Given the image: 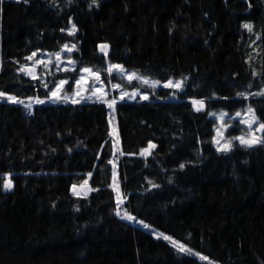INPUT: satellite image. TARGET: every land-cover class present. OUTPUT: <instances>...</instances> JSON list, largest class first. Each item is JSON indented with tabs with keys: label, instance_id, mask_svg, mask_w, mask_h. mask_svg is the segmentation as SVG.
<instances>
[{
	"label": "trees",
	"instance_id": "16d2710c",
	"mask_svg": "<svg viewBox=\"0 0 264 264\" xmlns=\"http://www.w3.org/2000/svg\"><path fill=\"white\" fill-rule=\"evenodd\" d=\"M71 41L78 65L184 88L117 101L113 122L105 102L45 100L54 78L21 68ZM263 86L264 0H0V92L42 101L0 99V264H212L117 215L114 156L128 213L215 264H264V143L218 151L210 117L264 124Z\"/></svg>",
	"mask_w": 264,
	"mask_h": 264
},
{
	"label": "rangeland",
	"instance_id": "374dc122",
	"mask_svg": "<svg viewBox=\"0 0 264 264\" xmlns=\"http://www.w3.org/2000/svg\"><path fill=\"white\" fill-rule=\"evenodd\" d=\"M14 1H19V0H14ZM73 25L74 23L71 20L70 25L67 27L68 32L72 29ZM65 45H67L68 48H71L72 51H68L64 47ZM73 45H75V48L72 47ZM76 50H77V44L73 41L64 44L62 48L55 51L35 50L33 51L35 55L33 56L32 53L29 56L32 58L28 59V64L22 66L23 69H25L23 71L26 74L31 76L37 75L39 79L42 81L46 80L47 77L54 78L52 87L48 93V97L45 98V100L52 102L101 101L109 105V103L112 101H115L116 103L117 101L120 100L131 101L136 99H144L143 97L148 98L151 94L150 90L155 89L157 87H171L176 90H182L184 88L181 79L169 78L164 81L156 80L151 77L143 76L140 73H138L136 70L126 68L119 63L107 62L105 68L107 73L103 74L96 68H93L92 66L78 65L77 60L73 57ZM57 53H59V56L56 55ZM110 65H120L122 66L123 71L113 69L111 72H109ZM85 68L91 69V72H83L82 70ZM132 74H135V77L138 78L130 79V77H132ZM112 75H115V78ZM145 80H147L148 82L145 83L144 82ZM60 81H67V83L64 84L62 88L57 90V86L59 85ZM77 81H79V83H77ZM169 81L173 83L179 81L181 82V84L179 87L166 86L169 84ZM114 86H118V87H114ZM53 91L57 92L58 98L53 97L52 95ZM261 93H264V86L258 92L259 95H264ZM65 96L68 97L67 100L63 98ZM122 96L123 99H121ZM8 97L10 96L5 94L4 96H0V99L9 100ZM37 100L40 99L28 97V98L20 99L19 101H22V104L26 106L28 104L30 105L34 104V102H36ZM194 101L203 102L202 108L200 107L199 104L196 105L193 104L195 108H200V109L204 108V104H205L204 100L192 99V103ZM115 103L112 105V107L108 106L111 112L112 122L114 120L113 109ZM249 109H251V111H249ZM237 113H239V115H237ZM210 117L213 118L215 121L213 144L216 149L226 146L229 142L231 143L230 150L237 145H242L238 139H234L236 137H243L245 140H249V141L253 139L262 140L263 130H259V128H260V124L263 123L259 122L252 107L247 106L242 110L235 112H227L225 110L212 111L210 113ZM253 117H255L256 123H251ZM237 125L242 126V130L239 131V133H234V130L237 127ZM112 126H113L112 142L114 145V152L117 153L119 147L116 139L117 138L116 130L113 123ZM229 131L232 133H229ZM258 144L259 143H256L253 144L252 146ZM145 153L146 152H143L142 154ZM111 164H112V173H113L111 187L116 197L117 207L119 205V207L117 208V212L120 213L119 215L122 218L150 230L156 237L159 238H163L165 236L170 237L171 238L170 240L168 239L165 240L169 241L173 246H174L173 241L177 242L176 246H174L177 250L179 249V245H184L186 249L190 250V251H184L182 253L192 255L203 261H209L210 263L215 264L213 260H210L204 254L193 249L186 243L172 238L168 234L153 228L144 221L128 213L123 205V197L117 176V158L115 156L112 157ZM74 191L77 193L87 192L88 186L85 183H82L79 186L75 187ZM125 214L131 215L134 219L133 220L127 219L125 217Z\"/></svg>",
	"mask_w": 264,
	"mask_h": 264
},
{
	"label": "snow or ice",
	"instance_id": "6c2138e0",
	"mask_svg": "<svg viewBox=\"0 0 264 264\" xmlns=\"http://www.w3.org/2000/svg\"><path fill=\"white\" fill-rule=\"evenodd\" d=\"M25 2H27V0H25ZM92 3L95 4V3H96V0H92ZM245 27L248 28L249 31L252 30L250 25H245ZM75 31H76V28H75V25H73V26H72V29L69 31V35H74V34H75ZM64 47H65L68 51H72V49H71V48H68L67 45H65ZM72 47L75 48V45H73ZM99 48H100L101 52H105V54H106V49L108 48V45H107V44H102V45L99 46ZM34 55H35V53H33V56H34ZM56 55L59 56V53H57ZM31 58H32V57H29L28 59H31ZM113 69H116V70H119V71H123V68H122V66H120V65H110V66H109V72H111ZM21 70L23 71V70H25V69H23V67H22ZM82 71H83V72H91V69H87V68H85V69H83ZM94 75H95V74H94ZM97 78H98V77H97ZM131 78H138V77H135V74H132V77H130V79H131ZM144 82L147 83L148 81L145 80ZM66 83H67V81H60L59 85L57 86V90H59L60 88H62V86H63L64 84H66ZM77 83H79V81H77ZM153 83H155V82H153ZM180 84H181V82H179V81H177V82H175V83L169 81V84L166 85V86L179 87ZM46 86H47V85H46ZM114 87H118V86H114ZM261 94H264V93H261ZM4 95H5L4 93H0V96H4ZM52 95H53L54 98H58V97H57V92H56V91H53ZM240 95H243V94L241 93ZM63 98H64L65 100L68 99L67 96H65V97H63ZM143 98H144V99H147V97H143ZM8 99H9V101L14 102V103H22V101H18L16 97H8ZM121 99H123V96L121 97ZM36 102H37V103H42V101H39V100H37ZM74 102H77V103H78L79 101H74ZM114 103H115V101H112V102L109 103L108 106H109V107H112V105H113ZM193 104H194V105L199 104L201 108L203 107V102H202V101H194ZM26 107L30 108L31 105L28 104V105H26ZM197 110L199 111L200 108H197ZM249 111H251V109H249ZM222 115H224V114H222ZM237 115H239V113H237ZM251 123H256V119H255V117H253V120H252ZM259 130H264V124H260V128H259ZM234 139H238V140L240 141V143H241L242 145H245V146H252L253 144H256V143H264V140H259V139H253V140H251V141H249V140H245L243 137H236V138H234ZM153 147H154V146H153ZM230 147H231V143L229 142L226 146H224V147H220V148H218L217 150H218V151H225V152H226V151H229V150H230ZM181 167H183V165H181ZM3 187H4L5 190H10V189L13 187V184H12L11 180L8 179L7 177H5V182H4ZM74 187H75V186H74ZM118 207H119V205H118ZM119 214H120V213L117 212V215H119ZM125 217H126L127 219H129V220H133V219H134L131 215H127V214H125ZM146 227H147V226H146ZM163 238H164V239H168V240L171 239L170 237H167V236H165V237H163ZM176 243H177V242L173 241L174 246H176ZM178 250L181 251V252H184V251H190V250L186 249V247H185L184 245H179V249H178Z\"/></svg>",
	"mask_w": 264,
	"mask_h": 264
}]
</instances>
